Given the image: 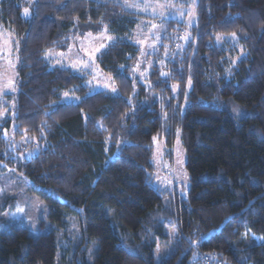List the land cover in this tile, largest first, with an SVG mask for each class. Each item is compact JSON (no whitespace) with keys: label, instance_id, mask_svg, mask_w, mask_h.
I'll use <instances>...</instances> for the list:
<instances>
[{"label":"trees","instance_id":"16d2710c","mask_svg":"<svg viewBox=\"0 0 264 264\" xmlns=\"http://www.w3.org/2000/svg\"><path fill=\"white\" fill-rule=\"evenodd\" d=\"M32 1L29 17L26 0L0 1L2 25L20 40L15 115L0 121V171L18 166L50 221L72 228L78 245L96 244L81 264H264V0H196L187 39L184 22L163 21L153 53L160 65L135 85L137 14L115 0ZM104 25L115 39L97 61L117 94L90 91L85 75L44 57L70 32ZM13 121L14 137L44 142L24 161L4 137ZM177 131L186 197L148 179L153 135L164 133L170 146ZM4 221L0 264H54V231L33 236ZM167 228L176 230L172 249L156 262Z\"/></svg>","mask_w":264,"mask_h":264},{"label":"rangeland","instance_id":"374dc122","mask_svg":"<svg viewBox=\"0 0 264 264\" xmlns=\"http://www.w3.org/2000/svg\"><path fill=\"white\" fill-rule=\"evenodd\" d=\"M1 1V0H0ZM123 4L130 12L137 14L139 20L132 31L130 40L140 48L133 71L131 73L133 84L137 80L147 83V77L154 64L160 61L153 55L161 43L164 32L163 21L176 19L184 22L185 31L183 39L189 37V28L196 21V0L180 2L176 0H115ZM32 0L22 3V16L31 15ZM25 9L29 14L24 15ZM65 47L48 49L44 57L51 65H59L85 75V83L90 91L103 90L117 94L120 91L117 82L112 76L104 72L97 61L99 53L111 43L115 37L104 25L99 32H70L65 38ZM20 40L10 29L5 28L0 20V121L14 119L16 96L18 86ZM163 69H161L162 71ZM117 91H112V88ZM10 97L7 98L5 95ZM65 101L77 100V96L67 93L63 95ZM16 124L13 121L9 128L4 130V137L8 146H19L18 154L12 158L24 161L37 154L44 146L41 137L23 133L14 137ZM155 137V140L153 139ZM153 153L151 158L152 168L148 171L150 182L162 191L170 194L178 193L186 197L189 178L185 166L186 154L179 139L178 131L172 145L167 146L164 133L153 135ZM0 171V226L6 219L9 224L26 227L30 234L36 236L40 233L54 231L58 236V247L54 264H81V258L92 261L93 248L96 244L78 245L76 233L72 228H58L50 221L45 204L28 190V180L18 166ZM169 240L164 244L158 242L154 255L158 262L162 257L168 256L172 249V239L175 229H166ZM84 248V252L82 251Z\"/></svg>","mask_w":264,"mask_h":264},{"label":"snow or ice","instance_id":"6c2138e0","mask_svg":"<svg viewBox=\"0 0 264 264\" xmlns=\"http://www.w3.org/2000/svg\"><path fill=\"white\" fill-rule=\"evenodd\" d=\"M28 14H29L28 10L25 9V11H24V15L27 16ZM232 35L235 36V33H233ZM45 55H47V53H45ZM112 91L115 92V91H117V89L113 87V88H112ZM65 96H67V93H65ZM153 139L155 140V137H154Z\"/></svg>","mask_w":264,"mask_h":264}]
</instances>
